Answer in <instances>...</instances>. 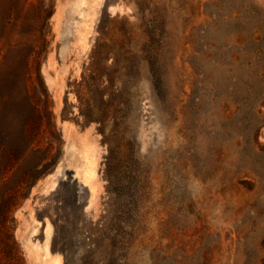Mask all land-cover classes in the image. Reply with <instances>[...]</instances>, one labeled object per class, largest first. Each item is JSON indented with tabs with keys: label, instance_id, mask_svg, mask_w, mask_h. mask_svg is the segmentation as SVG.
<instances>
[{
	"label": "rangeland",
	"instance_id": "1",
	"mask_svg": "<svg viewBox=\"0 0 264 264\" xmlns=\"http://www.w3.org/2000/svg\"><path fill=\"white\" fill-rule=\"evenodd\" d=\"M0 264H264V0H0Z\"/></svg>",
	"mask_w": 264,
	"mask_h": 264
},
{
	"label": "bare ground",
	"instance_id": "2",
	"mask_svg": "<svg viewBox=\"0 0 264 264\" xmlns=\"http://www.w3.org/2000/svg\"><path fill=\"white\" fill-rule=\"evenodd\" d=\"M64 163L74 169L77 179L88 185L91 192L93 193L95 190L97 172L95 168L96 160L93 154L90 152V149H86L82 146L79 147L77 144L68 146L64 152ZM57 172H59V170H57ZM52 176L54 177V175H51L48 181L51 182V185H54L56 183V179ZM44 232L46 233L47 237H49L51 230L48 224L45 225ZM44 249L46 251L48 249V240L45 242ZM27 251L29 256L34 255L31 247H28Z\"/></svg>",
	"mask_w": 264,
	"mask_h": 264
}]
</instances>
